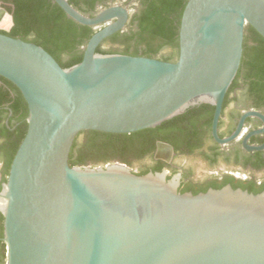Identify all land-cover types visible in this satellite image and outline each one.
<instances>
[{
    "label": "water",
    "instance_id": "water-1",
    "mask_svg": "<svg viewBox=\"0 0 264 264\" xmlns=\"http://www.w3.org/2000/svg\"><path fill=\"white\" fill-rule=\"evenodd\" d=\"M75 22L98 28L81 62L63 68L43 47L0 32V76L23 94L27 133L0 191L6 264H264V191L227 184L181 193V174L138 175L123 163L71 166L83 131L130 134L153 129L193 106L223 103L243 57L245 28L264 37V0H189L179 29V58L100 54L122 30L128 10L95 16L54 0ZM12 16V14H11ZM13 17V16H12ZM244 148L262 151L264 144Z\"/></svg>",
    "mask_w": 264,
    "mask_h": 264
},
{
    "label": "trees",
    "instance_id": "trees-1",
    "mask_svg": "<svg viewBox=\"0 0 264 264\" xmlns=\"http://www.w3.org/2000/svg\"><path fill=\"white\" fill-rule=\"evenodd\" d=\"M2 1L10 4L5 6V11L13 13L14 25L9 31L0 30V32L40 45L63 68H69L83 60L82 47L86 46L90 38L100 30L75 22L60 6L53 3V0ZM68 1L80 12L93 17L96 5L104 4L107 0ZM188 1L137 0L139 9L130 19L134 27L106 38L99 45L97 52L145 56L168 62L177 61L180 54L179 29ZM2 16L3 13L0 14V20ZM0 80L4 83L0 89V106L10 103L13 117L23 120L14 132H10L7 125L0 127V139H4V147L0 148V157L5 162V174L8 178L14 156L27 133L26 118L29 109L20 89L2 76ZM240 86L245 88V93L239 97H246L251 100L255 108L264 110V37L250 25L245 28L241 66L228 90L225 102ZM214 113V106L201 104L190 107L183 115L153 129L130 134L83 131L74 141L69 163L71 166L105 167L119 162L137 170L138 175L161 172L164 163L154 160L153 152L154 141L163 139L177 144L180 153L199 155L200 162L206 165L205 171H218V175L206 176L200 182L183 183L179 189L181 193L193 189L192 193L198 194L210 188L220 189L227 184L255 194L264 191V158L259 157L253 161L245 157V161H241L236 151L223 154L212 152V148L203 151L202 144L195 140L193 135L195 125L202 122L205 131L210 132ZM9 126L10 128L14 126L12 120ZM177 133L185 139L184 144L176 142ZM196 159L189 160V163L198 164L199 161L196 162ZM237 173L245 177H237ZM190 175H195L193 169L188 172V176ZM4 246L3 259L6 264V244Z\"/></svg>",
    "mask_w": 264,
    "mask_h": 264
},
{
    "label": "flooded vegetation",
    "instance_id": "flooded-vegetation-1",
    "mask_svg": "<svg viewBox=\"0 0 264 264\" xmlns=\"http://www.w3.org/2000/svg\"><path fill=\"white\" fill-rule=\"evenodd\" d=\"M53 3H56V2L53 0ZM5 6H10V4L4 3L2 0H0V14L3 13L4 15L8 13L5 11ZM11 6L14 9V6L13 5ZM112 6H121L128 10V20L126 22L125 27L122 30H120L121 32L128 31L131 27H134L132 26L130 19L132 15L135 12H137V10L139 9L137 0H117V1L107 0L106 2H104V4L96 5L95 15H97L103 9H106ZM10 14H12L13 16V13H10ZM12 19H13L12 21L14 25V17H12ZM105 26L106 25L104 24L96 29H101ZM85 47L86 46L82 47L84 51H85ZM3 85L4 83L0 80V89L3 87ZM244 93H245V88L240 86L239 88H236L233 91L232 96L229 97L226 100V102L224 100L222 113H221L220 120L218 123V134L221 138L229 137L234 133V131L237 129L239 125L240 119L245 113L250 112V111H257L264 115V110L255 108L251 100L247 99L246 97H239L243 95ZM11 120L14 123V126L10 128L9 123L11 122ZM22 122L23 120H18V118L13 117V113L10 109V103H6L0 106V127H4V125L5 126L7 125L10 129V132H14L16 128L19 125H21ZM212 126H213V120H212L211 130L210 132H207V130L205 131V127L202 126V122L201 123L198 122L195 125V128L193 129V131L195 130L193 132V135H195V140L197 142L199 141V143L202 144L201 149H203V151H206L205 149H209V148H212V152L221 153V154L228 153L231 151H236L238 152L241 161H245V157H249L253 161L259 157L264 158V150L249 151L244 148V138L246 137V135L250 132L259 130L264 127V123L261 119L257 117H253V116L247 117L244 123L242 135L238 139L232 141L231 143L227 145H220L219 143L215 141L213 137V133H212ZM175 138L178 144L180 143L182 145L186 142L183 136L180 135V133H177V136H175ZM248 144L254 145V146L264 144V132L252 135L248 141ZM3 147H4V139L2 138L0 139V148H3ZM198 156L199 155L192 156L188 153H180V150H177V144H173L169 141H166L163 139H156L154 141V152H153L154 160L164 163L162 171L167 170L169 172V178L173 177L176 174H181L180 187L183 185V183H187L190 181L200 182L206 176L218 175V171L208 172L204 170L199 175L188 176V171L184 169V166L189 163V160L196 159V157H197L196 162L198 161L200 162V160L198 159ZM133 171L137 172V170H133ZM236 176L242 177V178L245 177V176L244 177L241 176V174L239 173H237ZM6 179H7V176L5 174V162L0 157V191H1L3 183L6 182ZM186 191L193 192V189H188ZM1 215L2 214H0V264H5V259H3V249L5 247L4 246L5 242L3 241L4 218L2 219L3 216Z\"/></svg>",
    "mask_w": 264,
    "mask_h": 264
},
{
    "label": "rangeland",
    "instance_id": "rangeland-1",
    "mask_svg": "<svg viewBox=\"0 0 264 264\" xmlns=\"http://www.w3.org/2000/svg\"><path fill=\"white\" fill-rule=\"evenodd\" d=\"M12 16L10 13H6L2 16L0 20V30L9 31L12 28L13 21ZM206 168V165L204 163H198L195 165H191L188 163L184 166V169H186L188 172L190 170H194L195 175H199L202 171H204Z\"/></svg>",
    "mask_w": 264,
    "mask_h": 264
}]
</instances>
